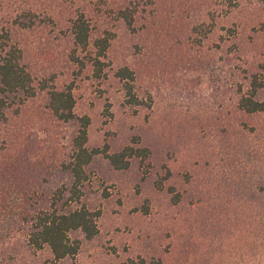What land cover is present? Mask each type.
Wrapping results in <instances>:
<instances>
[{
    "label": "rangeland",
    "instance_id": "1",
    "mask_svg": "<svg viewBox=\"0 0 264 264\" xmlns=\"http://www.w3.org/2000/svg\"><path fill=\"white\" fill-rule=\"evenodd\" d=\"M81 17L86 51L74 40ZM107 33L97 78L93 44ZM16 48L36 95L0 94V185L17 164L13 184L45 192L44 169L69 156L75 134L51 113L48 93L70 87L75 114L91 119L87 147L101 151L83 199L100 217L93 239L71 233L81 241L74 258L55 261L18 230L20 188L0 186V264H264V113L237 106L238 85L264 80V0H0V57ZM121 67L135 73L143 105L127 102ZM129 146L150 157L115 169L104 151Z\"/></svg>",
    "mask_w": 264,
    "mask_h": 264
},
{
    "label": "trees",
    "instance_id": "2",
    "mask_svg": "<svg viewBox=\"0 0 264 264\" xmlns=\"http://www.w3.org/2000/svg\"><path fill=\"white\" fill-rule=\"evenodd\" d=\"M119 14L128 26L133 25L135 18L133 11L124 8L119 10ZM73 28L75 44L86 51L91 44L90 26L81 17L75 21ZM109 36L107 33V36L98 38L93 44L96 54L91 61L97 78L105 75L104 68L108 66L104 59L107 57L111 43ZM74 58L81 64V68L85 67L86 64L82 60L78 57ZM21 59L22 52L19 48L6 50L5 55L0 57V94L4 96L23 94L26 98L36 95L33 78L21 64ZM116 77L124 83L127 102L134 106L143 105V101L135 93V73L129 67H121ZM248 78H250L248 91L244 92L242 85H238L237 106L248 114L264 113V80H259L257 75ZM48 100L51 113L75 131L70 141L69 156L57 165H50L44 169L46 175L42 182L46 184V187L42 195H36L33 190L32 194L25 192L24 188L29 184L22 182L13 184V179L14 181L21 179L22 166L17 164H13V168L9 167L4 173L0 186L3 191L8 188L12 191L17 187L20 188L18 195L22 202L20 209L15 211L16 224L28 246L35 252L49 249L55 261H62L74 258L81 248V241L72 238L71 233L81 232L88 240L98 234L97 220L100 213L88 208L83 203V199L90 182L87 167L101 151L90 150L87 147L91 119L88 116L79 117L75 114L76 102L70 87L66 90L52 88L48 93ZM5 106L4 99H0V117H4ZM104 153L110 164L117 170L128 169L130 160L133 158L150 157L149 149L130 146L119 153L107 154L106 151ZM36 163L39 170L45 167L42 163L37 161ZM31 167L35 168L34 163ZM31 177L35 180L34 174ZM30 188L32 187L29 186ZM32 191L30 189V192ZM22 203L27 204L30 209H24Z\"/></svg>",
    "mask_w": 264,
    "mask_h": 264
}]
</instances>
